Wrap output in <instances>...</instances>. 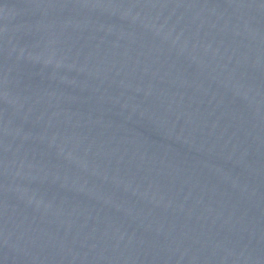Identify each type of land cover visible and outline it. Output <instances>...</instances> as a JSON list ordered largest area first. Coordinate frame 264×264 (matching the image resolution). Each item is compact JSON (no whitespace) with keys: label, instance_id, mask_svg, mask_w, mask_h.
Instances as JSON below:
<instances>
[{"label":"water","instance_id":"95a60500","mask_svg":"<svg viewBox=\"0 0 264 264\" xmlns=\"http://www.w3.org/2000/svg\"><path fill=\"white\" fill-rule=\"evenodd\" d=\"M0 152L45 264H264V0H0Z\"/></svg>","mask_w":264,"mask_h":264}]
</instances>
